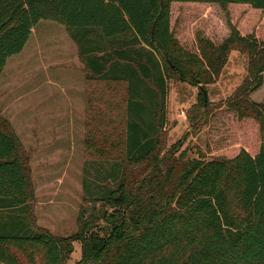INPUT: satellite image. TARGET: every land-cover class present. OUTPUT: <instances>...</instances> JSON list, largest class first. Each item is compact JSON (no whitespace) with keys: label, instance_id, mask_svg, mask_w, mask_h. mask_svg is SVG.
<instances>
[{"label":"trees","instance_id":"1","mask_svg":"<svg viewBox=\"0 0 264 264\" xmlns=\"http://www.w3.org/2000/svg\"><path fill=\"white\" fill-rule=\"evenodd\" d=\"M182 3L220 7L224 35L196 30L190 50L172 23ZM40 20L64 26L87 83L102 88L85 94L83 195L68 236L36 225L27 157L0 117V264H21L16 250L67 264L75 240L76 264H264V104L250 97L263 83L264 0H0V74ZM232 50L246 55V75L221 105L258 141L232 156L163 152L168 80L206 91ZM105 84L123 91L121 115L110 95L108 115L95 112Z\"/></svg>","mask_w":264,"mask_h":264},{"label":"rangeland","instance_id":"2","mask_svg":"<svg viewBox=\"0 0 264 264\" xmlns=\"http://www.w3.org/2000/svg\"><path fill=\"white\" fill-rule=\"evenodd\" d=\"M230 19H233L231 15ZM172 23L193 51L196 44L192 36L196 30L217 37L227 30L225 13L211 4L174 5ZM35 30L26 51L10 56L0 74V117L13 129L27 157L36 225L54 235L68 236L77 229L83 195L82 176L87 157L85 94L87 88L98 90L102 85L87 83L82 64L80 70L74 66L77 61L72 57L73 45L65 41L67 33L61 24L40 20ZM246 63L245 54L237 50L230 52L218 79L205 86V105L196 83L177 78L168 80V125L163 152L183 153L188 159L232 156L242 145L249 148L258 141L252 122L237 120L221 105L246 75ZM103 88L105 99L95 102V112L100 108L104 116L108 115L110 95L115 103L111 112L121 115L123 91L108 94L107 84ZM250 97L264 104V74L262 85ZM205 109L210 111L207 123L202 117ZM16 252L21 264L41 262L35 250L34 263L25 252ZM80 258V242L75 240L67 264H76Z\"/></svg>","mask_w":264,"mask_h":264},{"label":"crops","instance_id":"3","mask_svg":"<svg viewBox=\"0 0 264 264\" xmlns=\"http://www.w3.org/2000/svg\"><path fill=\"white\" fill-rule=\"evenodd\" d=\"M36 27H37V24L33 27L32 32H31V34H30L28 40L26 41L24 47L22 48V50H21L19 53H17L16 56H19V55H21L24 51H26V47H27L29 41L31 40V36H32V35H36V30H35ZM63 27H64V26H63ZM65 31H66V30H65ZM66 33H67V32H66ZM65 37H66V38H64V39H66L65 41H68V45H70V46L73 45V46H72V50H74V52L72 53V57H73L74 59H76V61H77V64H76V65L74 64V66H76V68L80 70V63L82 64V62H80V59H79V56H78V51H77L76 44L71 40V38L69 37L68 33H67V35H65ZM66 43H67V42H66ZM8 59H10V57H8ZM8 59L6 60V61H7L6 63H8ZM83 67H84V66H83V64H82V65H81V70L84 69ZM83 73H84V70H83ZM263 74H264V73H263Z\"/></svg>","mask_w":264,"mask_h":264},{"label":"water","instance_id":"4","mask_svg":"<svg viewBox=\"0 0 264 264\" xmlns=\"http://www.w3.org/2000/svg\"><path fill=\"white\" fill-rule=\"evenodd\" d=\"M198 86H199V88L201 89V91L203 93V96H204V105H205L206 100H207V98H206V91L204 90L202 83L199 82Z\"/></svg>","mask_w":264,"mask_h":264}]
</instances>
